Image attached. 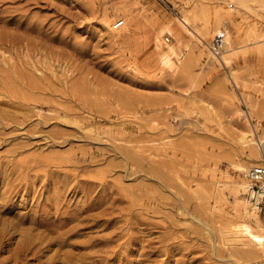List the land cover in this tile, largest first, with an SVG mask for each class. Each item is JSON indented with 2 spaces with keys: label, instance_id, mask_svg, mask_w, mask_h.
I'll return each instance as SVG.
<instances>
[{
  "label": "rangeland",
  "instance_id": "1",
  "mask_svg": "<svg viewBox=\"0 0 264 264\" xmlns=\"http://www.w3.org/2000/svg\"><path fill=\"white\" fill-rule=\"evenodd\" d=\"M217 10L226 65L191 33ZM236 108L264 136V0H0V264L29 228L18 264H232L256 228L218 179L264 162Z\"/></svg>",
  "mask_w": 264,
  "mask_h": 264
},
{
  "label": "bare ground",
  "instance_id": "2",
  "mask_svg": "<svg viewBox=\"0 0 264 264\" xmlns=\"http://www.w3.org/2000/svg\"><path fill=\"white\" fill-rule=\"evenodd\" d=\"M222 15H225V14L222 13ZM214 16L215 17H213L214 18L213 24L208 23V20L207 21L202 20L198 23L199 28L194 29V31H191V33H194V35H196L195 37H197L196 39L201 41V43L203 44V47H205V49H207L208 51H210V53H212V55L214 57V58H212L213 60L218 61L219 63H221L223 65H226L231 60V50H233L234 46H235V45L233 46L232 44H233V40L235 39V36L237 34V30L225 29L223 27L222 23L224 21L221 23V18H220L221 15H220V12L218 10L215 12ZM126 20H127V22L123 27L129 28L130 27V25L128 23L129 19L127 17H126ZM178 21H179V25H178V27L175 26L177 28H175L176 30H175V35H174V37L176 36L177 43H171L167 46H168V50L170 53L175 54V56L177 55L180 57V54H182L183 49L180 46L179 42L182 41V36H183V33L185 32V30L189 31L188 24L191 22L195 23L196 20L194 18H189V17H179ZM123 23H124V19L122 20V24ZM122 24H121V26H122ZM211 32H214V33L212 35L211 40L208 41L207 37H208V34ZM215 35H220V37L218 39L217 44L214 45L212 40H213V36H215ZM198 44H200V43H198ZM156 49H158V48H156ZM230 74H233V72H231ZM230 76H233V75H230ZM231 79L233 80L232 77H231ZM234 79H236V81L235 80H233V81H235L237 83L238 80H237L236 75L234 76ZM235 110H236V114H238V117L245 116V114L247 115V113L243 109L239 110L236 108ZM244 118L247 121L246 122L247 127H246V129L241 131V133L239 134V139L241 140L242 143H245V145L249 146L253 152L259 153L260 159L264 160V136L255 134V131L253 129V126L251 125L250 118L248 115L245 116ZM252 155L253 154H251V156ZM258 162H260L258 154L254 157V160H248L247 162L246 161L235 162L234 167L238 171L243 172L244 175L240 176L239 178H237V177L233 178L230 182H227L226 180L222 181V180L218 179V182L220 183L219 184L220 187L221 188H227V190L234 196L235 206H236L238 212L241 214V221L239 222V225L236 227L235 231H232L230 233V235L231 236L233 234H234V236L235 235H242V234L244 235V233L246 231L251 230L252 226H254L256 228L251 233V240L250 241L244 242V241H242V239L237 240V237H236V240L234 239V241H232L235 244L233 246V250L231 251V256H230L232 264H248L251 262L258 261L260 259H264V219L261 218V216L258 214L259 211L257 210V208L254 206V204L252 202H250L248 196L245 195L247 187L249 186L250 181H251L248 178V176L246 175V173L252 167L253 164H256ZM228 179H230V178H228ZM236 208H234L235 211H236ZM34 223L37 224L38 226L44 225L41 222L38 223V221L34 222ZM33 226L34 225H32V227ZM29 230H30V228H29ZM29 230L25 233V235L22 234L23 236H22L21 242H19V244H18V247H19L18 254H16L17 257H15L13 264H18L20 262V260H19L20 255L29 252L32 248V244L36 243L35 242L36 238L40 237L38 234L29 232ZM39 241H40V244L44 242L42 239ZM1 242H3V241H0V245H1ZM18 255H19V257H18ZM20 258H22V257H20ZM63 259L65 262V260L69 259V258H65L63 256ZM79 263L80 262L77 259L74 261L71 260L70 264H79Z\"/></svg>",
  "mask_w": 264,
  "mask_h": 264
},
{
  "label": "built area",
  "instance_id": "3",
  "mask_svg": "<svg viewBox=\"0 0 264 264\" xmlns=\"http://www.w3.org/2000/svg\"><path fill=\"white\" fill-rule=\"evenodd\" d=\"M122 18L113 21L112 27L118 28L122 24ZM220 35L213 36V44H217ZM168 39V37H166ZM246 175L251 180L247 187L245 195L248 196L250 202L254 204L259 213L264 215V162L253 164L247 171ZM248 264H264V259H260Z\"/></svg>",
  "mask_w": 264,
  "mask_h": 264
}]
</instances>
